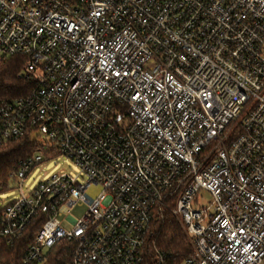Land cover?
I'll list each match as a JSON object with an SVG mask.
<instances>
[{
  "label": "built area",
  "instance_id": "obj_1",
  "mask_svg": "<svg viewBox=\"0 0 264 264\" xmlns=\"http://www.w3.org/2000/svg\"><path fill=\"white\" fill-rule=\"evenodd\" d=\"M17 54L34 84L0 98V142L30 129L78 168L24 191L39 151L12 173L0 234L39 224L25 264L60 241L69 264H142L157 210L190 243L179 264H264V0H0Z\"/></svg>",
  "mask_w": 264,
  "mask_h": 264
},
{
  "label": "trees",
  "instance_id": "obj_2",
  "mask_svg": "<svg viewBox=\"0 0 264 264\" xmlns=\"http://www.w3.org/2000/svg\"><path fill=\"white\" fill-rule=\"evenodd\" d=\"M25 62L26 59L22 55H0V98L14 99L25 96L32 90L33 78L25 77L21 73ZM42 142H45V139L40 135H33L30 129L22 135L7 137L0 142V194L12 189V173L18 169L20 162L30 155L39 151L45 156L60 155L55 146L46 149L45 143ZM38 226L37 222L30 223L11 244L0 234V264H25V250ZM145 239L142 264H179L192 252L178 219L168 210H157L153 213ZM71 249L70 242L60 241L45 251L41 262L27 264H69Z\"/></svg>",
  "mask_w": 264,
  "mask_h": 264
},
{
  "label": "rangeland",
  "instance_id": "obj_3",
  "mask_svg": "<svg viewBox=\"0 0 264 264\" xmlns=\"http://www.w3.org/2000/svg\"><path fill=\"white\" fill-rule=\"evenodd\" d=\"M67 172L73 175H76L78 172V168L75 163L69 159L67 156L61 154L57 156H53V158L38 164L31 174L26 178L24 184V191H26L27 187L37 183L39 180H43L46 177L52 175L53 173H61ZM101 190V186L99 184H92L88 186L86 192L92 197H96ZM18 192L12 187V189L0 194V205L9 201L10 199L15 198ZM198 202L200 204H207L210 200V194L206 190H200L197 193ZM86 209V205L84 203L78 204L71 208L69 214L78 218L83 214ZM68 226V224H66Z\"/></svg>",
  "mask_w": 264,
  "mask_h": 264
},
{
  "label": "snow or ice",
  "instance_id": "obj_4",
  "mask_svg": "<svg viewBox=\"0 0 264 264\" xmlns=\"http://www.w3.org/2000/svg\"><path fill=\"white\" fill-rule=\"evenodd\" d=\"M91 39V38H90ZM225 223H227V221H225Z\"/></svg>",
  "mask_w": 264,
  "mask_h": 264
}]
</instances>
